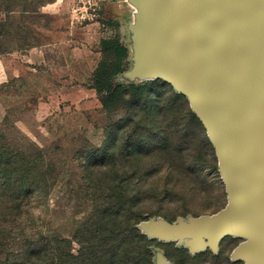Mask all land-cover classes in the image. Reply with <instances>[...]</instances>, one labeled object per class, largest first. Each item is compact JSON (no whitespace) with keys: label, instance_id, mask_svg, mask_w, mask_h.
<instances>
[{"label":"rangeland","instance_id":"374dc122","mask_svg":"<svg viewBox=\"0 0 264 264\" xmlns=\"http://www.w3.org/2000/svg\"><path fill=\"white\" fill-rule=\"evenodd\" d=\"M140 2L63 0L70 6L72 33L60 17L42 12V7L38 12L15 5L12 12L0 8V19L7 24L17 21L23 30L15 25L14 32L28 42H7L0 52V146L13 151L39 148L55 163L58 174L46 194L35 196L28 220L32 228L35 225L72 240L75 254L79 244L73 241L74 233L90 213L82 190L89 181L83 155L105 145L109 126L127 108L123 104L114 112L105 111L91 87L102 57L100 40L117 37L128 46L127 68L117 78L125 84L163 80L181 93L169 80L187 84L194 71L188 51L177 41L176 27L166 22L165 28L160 20H149L154 12L148 5L146 13L142 12ZM92 24L95 28H88ZM40 46L41 60L28 56ZM212 147L210 160L198 177L183 168L170 169L164 158L145 161L153 175L140 185L150 189L143 204L153 214L139 228L160 242L154 246L155 264H245L233 258L242 238L227 235L213 246L208 238L195 234L203 218L218 213L229 201L226 167Z\"/></svg>","mask_w":264,"mask_h":264},{"label":"trees","instance_id":"16d2710c","mask_svg":"<svg viewBox=\"0 0 264 264\" xmlns=\"http://www.w3.org/2000/svg\"><path fill=\"white\" fill-rule=\"evenodd\" d=\"M53 1L0 0V8L12 12L15 5L38 12ZM15 25L17 21L0 19V52L7 42L28 43L14 32ZM18 28L22 32L23 27ZM100 51L91 87L105 111L114 112L123 104L127 108L109 126L105 145L83 155L89 181L82 190L90 213L74 233L78 253L72 240L32 228L28 220L35 196L46 194L58 174L55 163L39 148L13 151L0 146V264H155L154 246L160 242L139 228L153 214L143 204L150 189L140 185L153 175L145 161L164 158L170 169L183 168L198 177L210 160L212 144L185 94L163 80L117 81L129 57L128 46L119 38H102ZM135 180L139 183L132 185Z\"/></svg>","mask_w":264,"mask_h":264},{"label":"water","instance_id":"95a60500","mask_svg":"<svg viewBox=\"0 0 264 264\" xmlns=\"http://www.w3.org/2000/svg\"><path fill=\"white\" fill-rule=\"evenodd\" d=\"M149 20L171 22L194 71L175 79L206 126L226 167L235 208L206 216L195 234L213 246L230 232L249 235L233 258L264 264V0H141ZM229 202V201H228ZM220 212V211H219ZM218 212V213H219ZM217 215V216H216ZM181 235V231L176 232Z\"/></svg>","mask_w":264,"mask_h":264},{"label":"crops","instance_id":"0c3cea01","mask_svg":"<svg viewBox=\"0 0 264 264\" xmlns=\"http://www.w3.org/2000/svg\"><path fill=\"white\" fill-rule=\"evenodd\" d=\"M63 0H54L52 3H48L44 6H42V12L48 13L50 15H53L55 17H60L62 21H64V26L67 28L66 30L68 33H72L73 30L70 28V21H69V15L70 12V6L69 4H63ZM95 24L90 25L88 28L92 27L95 28ZM84 30L86 31V27H84ZM43 52V47H36L28 54V56H32V58H36L41 60L42 56L41 53Z\"/></svg>","mask_w":264,"mask_h":264},{"label":"bare ground","instance_id":"6f19581e","mask_svg":"<svg viewBox=\"0 0 264 264\" xmlns=\"http://www.w3.org/2000/svg\"><path fill=\"white\" fill-rule=\"evenodd\" d=\"M179 91H181V92H184V93H186V94H189L188 93V90L186 91H184L183 90V88L181 87V86H179ZM235 208V203H234V200L232 199V196L230 195V197H229V202H228V204H227V206L224 208V209H222L219 213H217V215H220L222 212H224V211H227V210H231V209H234ZM216 215V216H217ZM228 234H236L237 235V237H240V238H242L243 239V242L239 245L240 247L243 245V244H246V243H249V242H251L252 241V239L250 238V236L249 235H247V234H245V235H238L235 231L234 232H230V233H228ZM239 246L234 250V252L236 253L238 250H239ZM239 260H243L244 262H245V264H254V259L253 258H250V257H248V258H241V259H239Z\"/></svg>","mask_w":264,"mask_h":264}]
</instances>
